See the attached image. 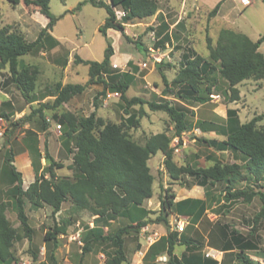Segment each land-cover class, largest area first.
<instances>
[{
  "label": "rangeland",
  "instance_id": "374dc122",
  "mask_svg": "<svg viewBox=\"0 0 264 264\" xmlns=\"http://www.w3.org/2000/svg\"><path fill=\"white\" fill-rule=\"evenodd\" d=\"M82 1L84 0H51V10L59 17L52 30V36L59 41V44H51L47 37L48 33L42 44L37 45L32 52L19 57L18 71H24V67H27L29 73L35 72V89L31 97L26 98L15 83L9 65L2 66L0 63V112L10 115L9 119L0 117L4 120L0 126V201L10 199L8 190L11 187V175L5 169L6 158L11 154L16 155L21 150L28 153L30 158L28 163L32 165V169L27 167L22 169L25 182L30 180L33 172L36 176L41 174L49 176V161L45 157L46 153L65 165L63 168L55 169L59 177H73L76 174L70 166L73 163V154L70 150L75 149L74 139L70 140L66 136V127L60 124L59 120L60 114L65 111H72L78 116H89L96 111L97 116L102 117L106 122L120 124L125 133L139 144H144L156 133L165 132L172 137L171 145L174 147L175 123L168 113L162 110L153 111L144 104L145 115L140 116L139 126L134 127L126 120L128 115L124 111L125 103L121 100L120 94L111 90L101 94L103 89L101 84L89 85L83 93L72 97L69 101L61 105L55 104L59 82L85 84L89 79V66L75 63V54H79L84 59L102 61L108 38L115 52L111 58L110 69L131 71L136 76L127 91L129 98L139 96L158 102L170 100L190 109L186 120L192 125V130L188 131L186 137L179 143V151L174 147V160L178 165L202 168L215 163L239 161L240 154L216 150L200 138L216 137L221 140L226 138L223 129L227 124L228 108L238 109L240 119L244 122L262 113L264 78L258 80L250 78L240 83L238 87L241 98L234 102L229 101L228 83L219 78L212 99L206 103H195L183 101L168 93L162 77L163 72L170 84L176 87L173 79L179 71L183 52L194 48L203 56L209 54V42L215 45L219 34L211 23L209 13L202 8H184L180 0H156L158 11L155 15L130 21L126 20L125 14L117 8L118 17L126 21L125 33L111 30L112 32L106 37L100 32L99 27L108 16L107 10L90 2L77 8ZM251 12L252 22L247 30L255 40L264 33V1L254 0ZM155 16L157 20L154 21ZM166 19L171 23H178L172 28L174 44L170 47H156L154 30L151 27H158L159 23ZM48 21V17L41 13L36 5H26L24 2L13 5L8 0H0V27L7 26L10 31L22 34L29 41L38 37ZM260 50L264 53V42ZM162 62L163 67L160 69L158 63ZM168 63L173 66H165ZM39 109L41 112L37 111ZM33 111L37 112L30 116ZM139 111L140 105L131 108V112L139 114ZM201 121L210 129L209 131H203L199 127ZM258 124L264 126V119ZM194 129L198 130L194 131ZM66 142L68 146L64 145ZM164 158V154L159 151L148 162L154 175V194L144 202L143 207L150 211L149 219L152 222L143 226L146 228L142 227L139 232H131L125 236L124 248L127 260L123 264H169V256L165 252L156 255L150 252L153 243L167 236L170 231H179L176 228L179 217L175 213L167 216V222L157 220L161 208V196L167 187L179 193L183 185L195 184L197 179L191 175H184L174 180L165 167ZM238 163L245 168V161ZM263 186L264 181L257 182L250 175L248 180L236 183L234 188L259 190ZM210 188H212L211 193L215 195V201L209 206L210 216L206 215L200 225L204 235L201 239H196L204 243L203 253L220 261V252L214 251L216 253L214 257L212 255L214 252L207 246L220 241L223 236L220 231L225 230L223 225L225 224L228 226V231L237 229L246 238L252 239L257 248L248 252L253 255L251 256L253 259L259 260L256 257H261L264 261V216L259 222H254L255 215L262 208L259 197L256 196L251 202L242 200L226 202V181L210 184L207 190ZM26 212L34 229L31 242L25 238L17 218V211L10 202L7 214L12 225L18 229L19 240L13 247L15 258L7 264H53V258L59 264H105L107 258L114 254L115 245L109 241L96 242L92 251L82 256L83 238L87 229L96 223L102 225L105 233L113 234L130 222L127 218L117 217L103 223L105 218L97 219L88 210L75 211L70 200L64 202L58 212H53V208L49 205L33 209L27 201ZM65 222H67L66 234L59 235L56 240L45 238L47 231ZM199 229L187 222L184 230L179 232L190 237L192 234L195 236ZM185 246L177 243L174 253L181 257Z\"/></svg>",
  "mask_w": 264,
  "mask_h": 264
},
{
  "label": "trees",
  "instance_id": "16d2710c",
  "mask_svg": "<svg viewBox=\"0 0 264 264\" xmlns=\"http://www.w3.org/2000/svg\"><path fill=\"white\" fill-rule=\"evenodd\" d=\"M8 1L13 5L21 2V0ZM87 2L107 10L108 16L99 27L100 32L106 37L110 28L125 33L126 21L118 17L117 8L124 11L125 19L130 21L151 17L158 11L156 0H84L79 2L77 8ZM24 3L36 5L49 21L38 37L32 41L18 32L10 31L7 26L0 27V63L2 66L9 65L15 83L24 96L29 98L35 89V72L29 73L27 67H24V71H18L19 57L32 52L37 45L42 44L48 33L47 37L51 44H59L51 34L59 17L51 10V0H24ZM219 6L220 4H217L209 12V16L216 15ZM151 29L155 31L157 37L156 47H165L167 42L172 41L166 21ZM263 42L264 33L257 40H253L243 32L222 28L216 44L209 42L207 56L201 55L194 48L187 49L183 54L179 71L173 79L176 87L170 84L165 73L162 72L165 90L183 101L206 103L212 99L213 90L217 87L219 78H222L229 85V101H238L241 98L238 87L240 83L250 78L257 80L264 78V53L260 50ZM114 53V47L108 38L102 61L84 59L79 54H75V63L89 66V79L85 84L59 82L55 104L61 105L69 101L72 97L83 93L89 85L101 84L103 85L101 94H106L108 90L120 94L121 100L125 103L124 111L128 115L126 120L130 125L139 126L140 116L145 115L146 112L143 105L147 104L153 111L162 110L168 113L175 123V136L191 131L192 125L186 120L190 110L188 107L170 100L158 102L139 96L131 98L127 96V91L136 76L131 71L110 69ZM158 64V68L161 69L163 62ZM165 66L173 65L168 63ZM134 105H140L139 114L131 112ZM37 111L41 112L40 109ZM37 111H33L30 116ZM0 117L9 119L10 115L0 112ZM263 119L264 111L256 114L249 121L241 122L237 109L229 108L227 124L223 129L226 138L222 140L200 138L216 150L239 152L245 160V168L238 162L215 163L209 167L194 168L189 165H178L175 162L174 147L171 145L173 139L165 132L156 133L144 144H139L125 133L120 124L106 122L102 117L97 116L96 111L89 116H78L72 111L61 113L60 124L66 127V136L70 140L74 139L75 149L70 150L73 154V163L70 166L76 174L73 177H59L55 169L63 168L65 165L46 153L45 157L49 161V176L42 174L36 176L35 180L25 188L22 172L14 164V156L11 154L6 158L5 169L11 175V187L8 190L10 199L0 201V264L14 260L13 247L19 240L18 229L12 225L7 214L10 202L17 211V218L25 238L31 242L34 229L26 212L27 201L33 209L49 205L53 208V212H58L68 200L73 204L75 211L88 210L97 219L105 218L103 223L117 217L130 220L113 234L105 233L102 225L95 223L87 229L83 238L82 256L92 251L94 243L109 241L116 249L114 254L107 258L105 264H123L127 260L124 248L125 236L131 232H139L143 226L152 222L149 219L150 211L145 209L143 204L154 194V175L148 162L159 151L164 154L165 167L174 180L184 175H191L197 179L196 184L204 185L206 188L210 184L226 181V202L234 200L251 202L258 196L262 208L255 215L254 222H259L264 216V186L259 190H247L234 188V185L248 180L250 175L257 182L264 181V126L258 124ZM204 124L201 121L199 127L203 131H209L210 129ZM64 145L68 146V143ZM175 198V191L167 187L161 196L158 221L167 222V216L172 213L181 214L176 210V206L182 202H201L200 199L190 198L175 202ZM224 227L220 239L223 250L236 248L235 260L241 264H262L259 260L253 259L248 252L257 248L252 240L246 238L237 229L228 231V226L224 224ZM66 232L67 222L47 231L45 238L56 240L59 235ZM177 243L184 244L187 248L181 257L174 253ZM203 247V242L173 230L153 243L150 252L155 255L165 252L169 256V264H226L225 258L219 262L213 257L206 256L202 251ZM53 264H59L55 258Z\"/></svg>",
  "mask_w": 264,
  "mask_h": 264
},
{
  "label": "crops",
  "instance_id": "0c3cea01",
  "mask_svg": "<svg viewBox=\"0 0 264 264\" xmlns=\"http://www.w3.org/2000/svg\"><path fill=\"white\" fill-rule=\"evenodd\" d=\"M180 1L182 2V6L184 8H188V7L202 8L207 13H209L213 8H215L217 4H220L217 14L214 16H211V23H212L213 27L216 29V31H220L222 28H230V29H233V30H236L239 32H243V33L247 34L248 36H250V33L247 30L248 29L247 27L251 26V22H252L251 21V19H252L251 18V14H252L251 8H252L254 0H250L248 4H245L242 0H180ZM21 2H24V0H21ZM153 20L154 21L157 20V16H155ZM165 21L168 24V31H169L171 38H172V41L170 43L167 42L165 46L170 47V46H173L174 41H175V37L173 35L172 28H174L178 23H171L168 19H166ZM162 22H160L159 24H161ZM111 30L115 31V29L110 28L108 30L109 34L112 32ZM51 34H52V31H51ZM257 39H255V40H257ZM185 52H183V54ZM183 54H182V57H183ZM182 57H181V60H182ZM234 109H236V108H234ZM237 112H238V116L240 118V112L238 109H237ZM226 117H227V114H226ZM252 118L248 119V121L251 120ZM240 120H241V122H244L242 119H240ZM212 138H216V137H212ZM219 140H221V139H219ZM226 151H230V150H226ZM235 153L240 154L239 152H235ZM29 159L30 158L28 156V153L24 152V150H21L16 155H14V164L16 165L18 170L21 172H22V169L24 167L32 169L31 163L30 164L28 163ZM242 160L245 161L243 158V155L240 154V160L239 161L234 160V161L235 162H241ZM35 178H36V174L33 172V176L30 178V180L28 182L24 181V187L27 188L30 185V183L35 180ZM23 180H24V175H23ZM211 192H212V188L207 190L206 186H204V185H200V184H196V183L190 184V185H183V187L179 193L175 190V193H176V198L174 200L175 202L183 201L184 199H188V198L200 199L201 202H196V201L182 202L181 204L176 206V210L179 211L181 214H177V213H175V214L178 216L183 215V216L188 217V224H192L199 229L200 225L202 224V222L205 218V216L206 215L210 216V213H208L209 206L212 203V201H215V195ZM204 208H205V210H204ZM215 216H217V215H215ZM220 230H221V227H220ZM220 232H221L220 234L222 235V233L224 232V229H222ZM203 235H204V233L202 231V228H200L197 231V233H195L196 238H195L194 234H192L193 237L191 235H190V237H192L195 240L196 239L199 240V238L201 239ZM250 240H252V239H250ZM220 244L222 245V241H216L212 245L207 246V247H209V249H211V251H213V252L214 251L220 252L221 259L219 262H221L222 259L225 258L226 264L236 263L237 261L235 260V251L237 249L233 248L232 250L225 251V250H223L222 246H220ZM255 246H257L256 243H255ZM186 250H187V248L185 246L183 253ZM219 252H218V254H219ZM250 255L253 256L252 254H250ZM206 256H208V255L206 254ZM256 258L261 260V262H264L263 258H261V257H256Z\"/></svg>",
  "mask_w": 264,
  "mask_h": 264
},
{
  "label": "built area",
  "instance_id": "2783aa9c",
  "mask_svg": "<svg viewBox=\"0 0 264 264\" xmlns=\"http://www.w3.org/2000/svg\"><path fill=\"white\" fill-rule=\"evenodd\" d=\"M245 4H248L249 3V1L250 0H242ZM122 11V10H121ZM122 14H125V12L124 11H122L121 12ZM154 40H155V43H156V41H157V37H156V34H155V31H154ZM116 93H118V92H116ZM0 126H1V124L4 122V120H3V118H0ZM59 127H61V125H59ZM198 129H194V131H197ZM188 133V131H186V132H183V134L181 135V136H179V135H177V136H175L174 137V147H175V150L176 151H179L180 149H179V143L181 142V140L182 139H184L185 137H186V134ZM179 217V220H178V222H177V227L176 228H178L179 229V231H183L184 230V228H185V224L188 222V217H186V216H183V215H180V216H178ZM143 228H146V227H143ZM212 255L215 257L216 256V253L214 252V253H212Z\"/></svg>",
  "mask_w": 264,
  "mask_h": 264
}]
</instances>
